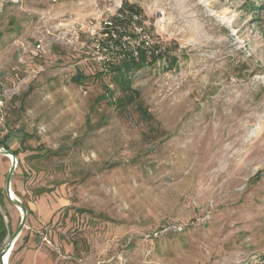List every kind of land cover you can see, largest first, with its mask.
Segmentation results:
<instances>
[{
    "label": "rangeland",
    "instance_id": "rangeland-1",
    "mask_svg": "<svg viewBox=\"0 0 264 264\" xmlns=\"http://www.w3.org/2000/svg\"><path fill=\"white\" fill-rule=\"evenodd\" d=\"M119 8L164 67L75 41ZM3 145L9 264H264V0H0Z\"/></svg>",
    "mask_w": 264,
    "mask_h": 264
},
{
    "label": "built area",
    "instance_id": "built-area-1",
    "mask_svg": "<svg viewBox=\"0 0 264 264\" xmlns=\"http://www.w3.org/2000/svg\"><path fill=\"white\" fill-rule=\"evenodd\" d=\"M74 38L101 65V71H109L123 61H140L142 54L148 58L147 63L153 60V65L162 67L168 58L166 46L151 38L141 14L121 8L113 15L92 18L76 27Z\"/></svg>",
    "mask_w": 264,
    "mask_h": 264
},
{
    "label": "water",
    "instance_id": "water-1",
    "mask_svg": "<svg viewBox=\"0 0 264 264\" xmlns=\"http://www.w3.org/2000/svg\"><path fill=\"white\" fill-rule=\"evenodd\" d=\"M0 152H2L3 154H9L12 156V163H11V168L9 170V173H8V177H7V182H6V187H5V190H6V194L8 196V198L12 201V202H15L18 207H20V209L25 212L27 209L25 208V205L23 204V202H21L20 200L17 199V197H13L12 195V187H11V182H12V176L15 172V169H16V165H17V162H18V159H17V155L11 150V149H7L3 146V148L0 147ZM23 222H22V226L24 224V221L26 219V216H24L23 218ZM18 233L19 231H16L13 233L12 235V239H10L6 246L3 248V250L0 252V262L1 264H4V256L7 254V252L9 251V249L13 246V240H15L18 236Z\"/></svg>",
    "mask_w": 264,
    "mask_h": 264
},
{
    "label": "trees",
    "instance_id": "trees-1",
    "mask_svg": "<svg viewBox=\"0 0 264 264\" xmlns=\"http://www.w3.org/2000/svg\"><path fill=\"white\" fill-rule=\"evenodd\" d=\"M148 61V58L145 57L144 54L141 55V60L140 61H137V60H127V61H123L120 65H116L113 67L114 70H117L118 73H124L125 71L129 70L130 68H133V67H141L143 66V64L145 62ZM153 60L149 61V63H151ZM119 66V67H118ZM168 67H171V64H169ZM112 70V68H111ZM101 71V70H100ZM104 72V71H102ZM83 75L82 74H78L77 76V79H80L82 78ZM5 148H9L8 146L6 145H3ZM16 155H17V152L16 151H13ZM2 197V196H1ZM0 202L1 201V198H0ZM23 204L25 205V208L27 210H29V206L28 204H26L25 202H23ZM7 236V229H6V226H5V223H4V219H3V215H2V212L0 211V252H1V249H2V246L4 244V240ZM10 259V258H9ZM1 264V262H0Z\"/></svg>",
    "mask_w": 264,
    "mask_h": 264
},
{
    "label": "bare ground",
    "instance_id": "bare-ground-1",
    "mask_svg": "<svg viewBox=\"0 0 264 264\" xmlns=\"http://www.w3.org/2000/svg\"><path fill=\"white\" fill-rule=\"evenodd\" d=\"M5 155L8 156V158H10L12 160V156L11 155H9V154H5ZM12 195H13V191H12ZM13 197H15V196L13 195ZM14 243L15 242H13V246L9 249L7 254L4 256V264H9V256H10V253H11L13 247H14Z\"/></svg>",
    "mask_w": 264,
    "mask_h": 264
}]
</instances>
